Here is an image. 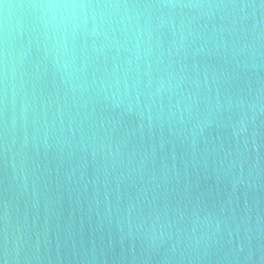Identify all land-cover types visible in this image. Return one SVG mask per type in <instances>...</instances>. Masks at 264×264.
<instances>
[{
  "label": "water",
  "instance_id": "1",
  "mask_svg": "<svg viewBox=\"0 0 264 264\" xmlns=\"http://www.w3.org/2000/svg\"><path fill=\"white\" fill-rule=\"evenodd\" d=\"M239 2L254 5L237 26L247 32H217L181 57L211 85L201 83L200 112L183 123L179 113L169 123L167 101L151 126L102 100L77 117L42 52L26 51L25 79L47 102L50 131L45 143L29 128L25 141L0 119V264H264V40L254 56L239 51L253 40V13L264 32V7ZM207 25L209 36L231 27L219 17ZM61 107L63 133L58 114L52 127Z\"/></svg>",
  "mask_w": 264,
  "mask_h": 264
},
{
  "label": "clouds",
  "instance_id": "2",
  "mask_svg": "<svg viewBox=\"0 0 264 264\" xmlns=\"http://www.w3.org/2000/svg\"><path fill=\"white\" fill-rule=\"evenodd\" d=\"M0 6V119L10 118V131H22L25 141L31 128L33 140L42 134L45 143L49 109L37 96L36 84L25 79L26 51L31 53L35 47L42 52L63 85L65 98L74 101L77 117L81 109L87 115L89 103L102 100L113 111L146 118L151 126L154 119L164 120L167 101L169 123L177 113L183 123L186 111L189 116L200 112L201 83L208 93L211 85L207 73L201 82L199 72L193 76L181 57L199 41H215L217 32L221 36L225 31L233 36L247 32L237 26L248 19L245 9L254 7L239 0H18L8 4L0 0ZM217 17L231 27L221 25L209 36L204 31L207 21ZM258 27L253 13V40L244 42L240 54L252 49L255 55L256 42L264 40V32L257 35ZM211 101L209 94L207 103ZM57 114L63 133L62 107L52 115V127ZM67 115L71 130L76 117L71 111ZM81 125L83 138V121ZM163 237L161 232V242ZM156 239L152 237L153 243Z\"/></svg>",
  "mask_w": 264,
  "mask_h": 264
}]
</instances>
